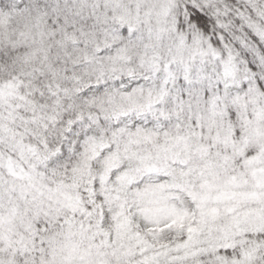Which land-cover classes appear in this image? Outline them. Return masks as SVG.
Returning <instances> with one entry per match:
<instances>
[{
  "label": "snow or ice",
  "instance_id": "1",
  "mask_svg": "<svg viewBox=\"0 0 264 264\" xmlns=\"http://www.w3.org/2000/svg\"><path fill=\"white\" fill-rule=\"evenodd\" d=\"M0 264H264V0H0Z\"/></svg>",
  "mask_w": 264,
  "mask_h": 264
}]
</instances>
